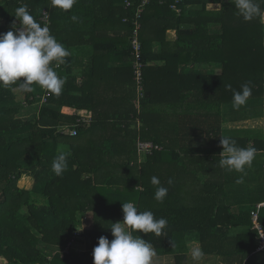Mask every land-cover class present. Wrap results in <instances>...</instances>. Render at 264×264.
<instances>
[{"label":"trees","instance_id":"16d2710c","mask_svg":"<svg viewBox=\"0 0 264 264\" xmlns=\"http://www.w3.org/2000/svg\"><path fill=\"white\" fill-rule=\"evenodd\" d=\"M142 2L77 0L65 12L51 0H0V34L14 21L20 27L14 15L27 6L41 26L48 15L50 33L70 52L66 64L54 68L66 80L59 97L44 89L30 100L37 85L30 93L0 86V264H93L98 239H114L110 228L123 221L122 204L128 202L168 221L166 235H133L159 255L175 254V264H187L192 241L228 263L264 264L253 224L257 212L264 232V205L236 213L226 202L235 193L226 184L236 186L238 203L244 188L259 181L261 198L252 204L264 201V130L224 127L264 115L263 106L225 109L245 83L252 88L247 101L264 97L263 15L245 21L229 0H181L179 11L171 7L176 0H150L137 17ZM135 21L142 91L134 69ZM79 61L84 67L69 74ZM20 92L30 104L49 94L37 120L17 117ZM64 107L76 113L65 114ZM78 120V134L71 136ZM221 137L257 149L243 183H236L241 173L220 166ZM139 141L158 148L141 152ZM61 152L68 168L57 176L52 161ZM28 175L35 179L32 190L19 185ZM153 176L168 188L163 203L155 199ZM38 193L48 198L46 205L34 201ZM86 215L89 225H83ZM55 248L49 256L47 249Z\"/></svg>","mask_w":264,"mask_h":264},{"label":"clouds","instance_id":"9594fccd","mask_svg":"<svg viewBox=\"0 0 264 264\" xmlns=\"http://www.w3.org/2000/svg\"><path fill=\"white\" fill-rule=\"evenodd\" d=\"M76 2L77 0H51V5L67 12ZM229 2H234L237 14L245 21L264 15V8L261 7L264 0H261V3L257 0ZM14 16L19 20L20 27L18 28L14 21L11 30L0 34V86L18 85L20 91L30 93L35 84L59 97L66 80L60 77L54 68L66 64L70 52L50 33L48 26H41L36 21L28 12L27 6L18 7ZM71 19L74 22L79 21V17L75 15L71 16ZM249 85L250 82L245 83L241 85L240 91H233L235 107L245 105L252 96V88ZM228 87L231 88L230 85ZM220 145V166L229 172L241 173L236 183H243V177L247 175L246 168L252 166L257 149L238 147L230 137H221ZM67 168V154L61 152L52 161V170L55 175L62 176ZM151 183L157 186L156 201L163 203L168 188L161 186L160 180L155 176L152 177ZM172 183L169 179L168 184ZM122 212L123 221L112 223L110 228L114 239L109 241L105 236L98 239V245L93 249V264H153L156 253L151 243L142 236H134L133 232L139 231L145 235L153 233L160 237L166 235L164 230L168 221L165 218L156 219L151 211H138L132 202L123 203ZM190 253L196 262L204 255L199 248H192Z\"/></svg>","mask_w":264,"mask_h":264},{"label":"rangeland","instance_id":"374dc122","mask_svg":"<svg viewBox=\"0 0 264 264\" xmlns=\"http://www.w3.org/2000/svg\"><path fill=\"white\" fill-rule=\"evenodd\" d=\"M0 21L1 22H5V20L3 19V18H0ZM82 62L83 61H79V62H76L75 64H73V65H71L70 67H68L67 68V71L69 72V74L70 73H74V72H77V71H80V69H82V67H84V65H82ZM72 77V76H71ZM35 85V84H34ZM36 86V85H35ZM36 88H37V91H36V95H34L33 97H31L30 98V100H32V98H34L36 101L38 100V98H37V96L38 95H40L42 92H44V89L43 88H41V87H39V86H36ZM43 99V97L41 96V100ZM43 101V100H42ZM41 102V101H40ZM44 102V101H43ZM44 103H46V102H44ZM15 104L18 106V107H20V109H22V111H21V113H19L18 115H17V117H19V118H21V119H24V120H27V119H34L35 118V120H37L38 119V115H39V113H40V103H38V102H36V104H30V101H28V99H27V97H26V95L24 94V93H18L17 94V99H16V102H15ZM258 107V106H263L264 107V97H262L261 99H256V100H250V101H247L246 102V104L245 105H243V106H240V107H242V108H249V107ZM239 107V108H240ZM261 107H259V108H261ZM232 108H235V106L234 105H227L226 107H225V109H228V111H231V110H233ZM237 108V107H236ZM63 111H64V109H63ZM75 113H76V111H75ZM229 125V127H233V128H240V127H243V124H228ZM247 126H251V127H254V128H258V127H260V128H262L263 130H264V115H263V118H261V119H258V120H253V122L252 123H247L246 124ZM247 126H244V127H247ZM226 127H227V125H226ZM60 128V127H59ZM60 148H63V149H67V145L66 144H62L61 145V147ZM31 158V157H30ZM30 161H32V159H30ZM28 177V179H27V184L25 185V184H22V183H20L19 182V185L21 186V187H26L27 189H34L35 188V179L33 178V177H31V176H27ZM260 182V181H259ZM258 182V183H259ZM257 182H256V184H258ZM38 196V197H37ZM37 197V200H34L36 203H39L40 205H46L47 203H48V198L47 197H45L44 195H42V194H40V193H38V194H34V196H33V199H35ZM252 196H249V197H247L244 201H247L248 203H249V198H251ZM229 199H228V203H235V198H236V195H235V193H233V194H230V196L228 197ZM235 205H233L232 206V210L234 211V212H236L235 211ZM24 211V210H23ZM88 216L89 215H86L85 216V218H84V224L83 225H85V224H87V225H89L90 224V218H88ZM122 220H123V217H122ZM195 245L196 244H192L191 245V248L193 247V248H195ZM200 249V248H199ZM202 250V249H201ZM57 251H59V248L57 249V248H55L53 251H51V249H47V252H48V254L50 253V255L49 256H51V255H53L54 253H56ZM166 256H165V258H164V260H163V258L161 257V260L163 261V262H156V259H155V261H153V262H155V263H157V264H159V263H165V261H175V254H165ZM157 256H159V255H155V258H158ZM204 256H206V255H204ZM209 256V255H208ZM160 257V256H159ZM190 257V256H189ZM190 261V258H188L187 259V264H188V262ZM173 264V263H172ZM209 264H212V262L211 263H209Z\"/></svg>","mask_w":264,"mask_h":264},{"label":"crops","instance_id":"0c3cea01","mask_svg":"<svg viewBox=\"0 0 264 264\" xmlns=\"http://www.w3.org/2000/svg\"><path fill=\"white\" fill-rule=\"evenodd\" d=\"M218 7H219V4H215V5L209 4L208 5V8H212V9L213 8H218ZM262 21L264 22V15L262 16ZM82 52H84V49L82 50ZM83 57L84 56H82V58ZM201 70H204L205 71L204 68H202ZM63 109H64V111H63ZM63 109H62V112L63 113H65V114H71V115L75 114V111H76L72 107H64ZM261 118H263V117L254 118L252 120H247V121H235V122L227 123V127H226V125L224 127L225 128H233V127H229L228 124H232V125L233 124H243V126H246V123L249 124V123H252L253 120H258V119H261ZM252 128H254V127H252ZM258 129H262V128L258 127ZM210 161H213L212 157H211ZM204 169L206 170L205 167H204ZM224 169H226V168H224ZM261 185H262L261 181L258 184H249L247 188H244V190H243L244 192L238 196L239 199H240V201L238 203L236 202L237 201V198H235L236 201H235V203L233 205L236 206L235 207L236 213H239L240 211H243V210H252L254 208V206H257V205H259L261 203H264V201H262V202H256L255 204H252V202L254 200H256L258 198H261L260 197V194H259V191H261ZM229 188H230L231 191L235 190V194H236V191H237L236 186H232V185L229 186V185L226 184V189L228 190ZM249 196H252V197L249 198V203H248L247 201H244V200L247 197H249ZM228 199L229 198L226 199V202H228ZM241 230H243V229L242 228H235L234 229V232L235 233H238ZM192 244H196L195 245V248L202 249L201 248V245H200V242H198V241H192V242H189L188 243V245H187L188 248L185 251V253L187 254L188 258H190V261L188 262V264H209L211 262H212V264H233L232 262L228 263L227 262L228 260H226V259H224L222 257H219V256H210V255L209 256L208 255L204 256L205 254L203 255L202 259L199 262L193 261V259L191 257V253H190V250L193 248V247L191 248V245ZM155 253H156V255H159L157 252H155ZM159 256H157L158 258H155L154 257L153 258V261H155V259H156V262H158V261L159 262H163L161 260V257L164 260V258H165L166 255H159ZM172 263L175 264L174 261H165V263H159V264H172ZM153 264H157V263L153 262Z\"/></svg>","mask_w":264,"mask_h":264},{"label":"built area","instance_id":"2783aa9c","mask_svg":"<svg viewBox=\"0 0 264 264\" xmlns=\"http://www.w3.org/2000/svg\"><path fill=\"white\" fill-rule=\"evenodd\" d=\"M150 0H143L142 2V7L138 9V12H137V17L139 16L140 12L142 11L141 9L143 8V6L145 4H147ZM181 0H176V3L175 4H172L171 7L176 9V10H180L179 6L177 5V2H179ZM43 20L45 22V25L48 26L50 21L48 20V15L45 14V16L43 17ZM135 24H136V31H135V36L133 38V49L135 50V66H134V69H135V73H136V79H137V82H138V88L140 91H142L143 87H142V79H143V62L141 61L140 57H141V51H140V42L138 40V37H137V33L139 31V28H140V24L135 21ZM43 101L44 102H47L48 100V97H49V94H44L43 96ZM41 100V103H44L43 101ZM81 120H78L76 124H74V128L72 129H69V134L71 136H76L78 134L77 132V127L79 126ZM83 122H91V119L90 118H85L83 119ZM61 131H66L64 128H61ZM138 147H139V150L141 152L145 151V152H151L152 149H157L158 148V145H156L154 142L152 141H139L138 142ZM262 204L258 205V207H261ZM253 224H254V228L258 229L259 230V233H260V238L258 240V248H257V251H261L264 249V232L261 228V225L260 223L258 222V213L257 212H253ZM79 231L81 232L82 229H79ZM75 242V240H73V243Z\"/></svg>","mask_w":264,"mask_h":264}]
</instances>
